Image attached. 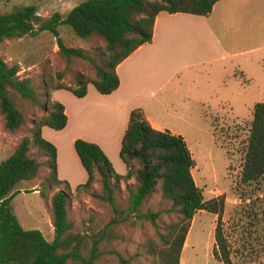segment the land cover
Wrapping results in <instances>:
<instances>
[{
  "label": "trees",
  "instance_id": "16d2710c",
  "mask_svg": "<svg viewBox=\"0 0 264 264\" xmlns=\"http://www.w3.org/2000/svg\"><path fill=\"white\" fill-rule=\"evenodd\" d=\"M217 1L83 0L64 17L58 12L42 17L36 13L34 5L0 13V43L49 31L56 38L57 55L64 61L63 70L45 72L39 82H34L28 77H19L18 66L8 65L0 55L3 128L17 133L28 127V134L0 161V264H98L106 253L101 243L116 239L120 226L135 227L142 223H149L155 229L154 235L139 245L144 251L135 256H143L145 262L137 264H179L191 221L198 211L216 215L212 256L223 264H232L222 230L224 196L203 199L191 173L194 160L182 135L168 129H155L140 109L131 110L119 148L126 172L116 173L96 144L77 138L73 146L87 179L74 190L65 180L58 179L56 149L41 135L43 126L60 130L66 125L64 106L51 98L54 90H67L80 98L86 94L87 85L92 84L100 94L111 93L119 85L117 65L139 46L151 41L159 12L207 16ZM59 25L70 27L81 39L99 40L100 44L91 49L66 46L59 37ZM75 62L87 64L88 71L74 68ZM36 109L40 113L28 119ZM41 172L39 196L46 199L47 191L54 190L48 210L54 232L51 241L38 229H24L10 205L16 184L34 180ZM262 177L264 102H257L253 106L239 181L246 184ZM130 179L134 182L130 183ZM97 182L101 185L100 192L93 190ZM121 182L127 192L125 203L120 197ZM73 191H90L91 196L109 205L110 217L97 231L74 230L68 206ZM155 194L160 197V207H145ZM162 216L170 217V221L159 230L157 222ZM107 252L114 255L118 264H133L132 256L114 249Z\"/></svg>",
  "mask_w": 264,
  "mask_h": 264
},
{
  "label": "rangeland",
  "instance_id": "374dc122",
  "mask_svg": "<svg viewBox=\"0 0 264 264\" xmlns=\"http://www.w3.org/2000/svg\"><path fill=\"white\" fill-rule=\"evenodd\" d=\"M81 1L83 0H0V13L34 5L36 13L42 17H48L54 12L64 17ZM253 28L255 39L240 40V45L236 48V51H240L250 45L256 47L251 54L253 60L249 61V54L237 53L222 62L219 71L214 72L206 67L205 72H210V82H206V76L201 69V79L197 81L195 88L184 82L173 92L171 83L170 87L168 85L164 88L166 98L163 101L171 103L173 107L169 109L171 107L169 106L166 108L167 111H163L154 100L150 110L151 115L158 121L166 123L171 131L174 133L180 131L185 135V141L194 160L191 173L196 186L201 189L203 199L207 200L221 194L224 196L222 230L232 264H264V177L246 184L239 181L253 106L257 102H264V11L255 19ZM58 33L63 43L69 47L91 49L100 44L99 40L87 41L77 37L66 25H59ZM0 55L8 65L18 66L19 77H28L34 82H39L45 72L60 71L64 68V61L57 55L56 38L49 31L4 40L0 43ZM74 68L88 71L89 66L79 62ZM143 71L147 73L142 74L144 78L141 92L148 94L157 91L158 84L152 79L162 78V75L157 76L156 72L153 75L152 72ZM65 75L67 78L68 74ZM146 78L149 80L147 84ZM87 88L96 91L92 84H88ZM72 96L70 91L63 89L51 93L52 100L58 102L67 101ZM202 101L204 104L200 105ZM39 113V109L34 110L28 115V119ZM119 121L120 118L116 115L110 125L117 130ZM27 130L28 127L25 126L17 133H10L3 128V121L0 119V161L13 152L19 139L28 134ZM45 130L48 131L41 135L54 145L58 156L60 172L59 174L56 167L58 179L64 180L60 178L61 174L72 175V181L76 183L80 172L87 177L75 152L74 142L70 143L65 136L51 139L52 134L58 130L49 127ZM119 146L117 143L116 152L110 144L105 146L104 150L98 147L106 153L104 154L114 171L123 174L126 172V165L119 157ZM35 151L32 149L33 153ZM39 159L42 160L41 157ZM41 180L42 172L34 180L17 183L10 205L24 229H38L46 240L51 241L54 232L48 210L54 190L47 191V198L42 199L38 193V190L42 189ZM129 182L133 183L134 180L130 179ZM78 185L80 184L76 186ZM74 187L71 190H74ZM120 188L121 201L125 203L127 192L123 182ZM93 190L100 192L99 182L95 184ZM159 200V195L155 194L145 207L157 209L160 207ZM68 206L74 230L85 233L100 229L108 221L111 213L109 205L91 196L90 191L80 193L73 191ZM169 221L170 217L162 216L157 222V228L163 229ZM215 223V214L198 211L194 215L180 254V264H223L212 256ZM154 229L149 223L135 227L128 224L120 226L116 239L109 243H101L100 247L106 253L100 257L98 264H118L114 255L107 252L112 249L123 255L132 256L133 264L144 263V257L135 254L144 251L139 245L154 235Z\"/></svg>",
  "mask_w": 264,
  "mask_h": 264
},
{
  "label": "crops",
  "instance_id": "0c3cea01",
  "mask_svg": "<svg viewBox=\"0 0 264 264\" xmlns=\"http://www.w3.org/2000/svg\"><path fill=\"white\" fill-rule=\"evenodd\" d=\"M263 11L264 0H219L207 16L159 12L154 20L151 41L139 46L117 65L119 85L114 91L104 95L87 88L83 97L78 98L71 93L73 96L67 101L59 100L64 106L66 125L54 132L51 139L65 136L73 143L76 138H81L102 149L108 144L113 145L116 152V145L121 144L127 126L129 113L136 108L142 111L155 129H168L174 133L166 123L151 115L152 101L156 100V104L167 111L166 108L171 106V109L173 105L163 101L166 98L164 88L168 85L170 87L171 83L173 92L184 82L195 88L202 72L206 76V82H210V72H205L206 67L214 72L219 71L222 62L237 53L249 54V61L253 60L251 54L256 47L250 45L240 51H236V48L239 47L240 40L255 39L253 26L255 19ZM143 70L152 72L153 75L155 72L157 76L162 75V78L152 79L158 84L157 91L148 94L141 92L144 78L142 74L147 73ZM148 81L146 78L145 83ZM203 104V101L202 104L200 102V105ZM116 115L120 118L117 130L110 125ZM45 129L47 126L41 128L42 135L48 131ZM174 134L183 135L180 131H175ZM183 138H186L185 135ZM56 157L59 172L58 156ZM59 176L67 180L71 189L77 184H83L87 178L80 172L78 181L73 183L72 175Z\"/></svg>",
  "mask_w": 264,
  "mask_h": 264
}]
</instances>
